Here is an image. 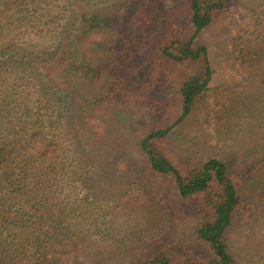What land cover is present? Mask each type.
<instances>
[{
	"label": "trees",
	"instance_id": "trees-1",
	"mask_svg": "<svg viewBox=\"0 0 264 264\" xmlns=\"http://www.w3.org/2000/svg\"><path fill=\"white\" fill-rule=\"evenodd\" d=\"M66 1V6L86 2ZM123 1L132 10L126 20L130 37L140 42L155 38L152 53L163 86L178 97L177 118L143 135L138 149L154 174L170 177L179 198L191 201L190 216L195 223L189 245L161 248L144 264H237L229 237L238 223L240 195L228 160L210 156L182 161L165 144L169 135H175L173 130L206 102L213 68L208 46L196 44V40L225 11L226 0H184L189 28L184 37L173 35L174 26L167 23V11L159 5ZM54 2L0 0V264H58L65 260L87 237L82 227L86 226V207L79 208L75 199L67 201L65 190L86 189L103 181L95 175L105 141L98 147L96 133L90 137L92 142L86 140V126L94 121L86 117V100L82 98L86 96V20L82 32L69 18L57 33L48 25L46 33L54 35L50 39L59 40L52 50L49 46L27 48L22 39L29 28L43 24L46 14L41 15L36 7L42 3L49 12ZM262 41L263 34L256 33L255 46L247 49L244 41L246 52L239 50L243 57L250 55V67L260 70L264 66ZM138 48L143 51L142 46ZM180 69L186 74L179 76ZM251 74L264 91V70ZM259 105L262 108L264 99L249 97L244 107L256 113L259 111L253 106ZM60 138L67 143H59ZM259 161L263 165L264 157ZM138 181L122 182L135 186ZM59 194L64 198L57 202Z\"/></svg>",
	"mask_w": 264,
	"mask_h": 264
},
{
	"label": "rangeland",
	"instance_id": "rangeland-1",
	"mask_svg": "<svg viewBox=\"0 0 264 264\" xmlns=\"http://www.w3.org/2000/svg\"><path fill=\"white\" fill-rule=\"evenodd\" d=\"M143 1L167 11L173 35L189 33L184 0ZM66 3L56 0L49 12L40 3L36 8L46 14L43 24L29 28L22 39L27 48L49 46L52 50L59 40L50 39L54 35L46 33L48 25L57 33L69 18L82 32L86 20V96L82 98L86 117L94 119L86 126V140L92 142L90 137L96 133L98 147L104 141L106 145L95 175L103 179V185L95 182L86 189L65 190L67 201L75 199L79 208L86 207V226L82 227L87 237L58 264H144L161 248L189 245L195 227L191 201L179 198L170 177L154 174L138 149L143 135L177 118L178 97L163 86L152 53L155 38L140 42L130 37L126 20L131 6L123 0ZM225 5L221 16L196 40L208 46L213 68L206 102L173 130L175 135H169L165 144L182 161L226 157L240 195L238 223L229 237L236 263L264 264V164L259 163L264 157V105L253 106L256 113L244 107L249 97L264 99L263 88L251 76L264 66L261 70L250 67V55L243 57L239 52L244 41L247 49L255 46L256 33L264 36V0H226ZM140 46L143 51L138 50ZM183 74L185 70L180 69L178 75ZM58 142L67 143L61 138ZM127 179L141 181L134 186L122 182ZM258 185L262 188L254 192ZM63 198L59 194L57 202ZM191 254L196 255L195 250Z\"/></svg>",
	"mask_w": 264,
	"mask_h": 264
}]
</instances>
